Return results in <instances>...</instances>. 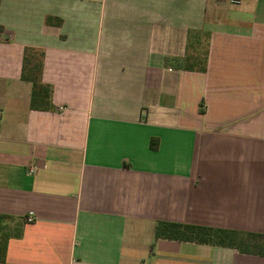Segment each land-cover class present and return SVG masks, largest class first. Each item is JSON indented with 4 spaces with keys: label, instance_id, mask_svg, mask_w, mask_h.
<instances>
[{
    "label": "crops",
    "instance_id": "obj_1",
    "mask_svg": "<svg viewBox=\"0 0 264 264\" xmlns=\"http://www.w3.org/2000/svg\"><path fill=\"white\" fill-rule=\"evenodd\" d=\"M0 24V214L23 220L2 264H264L154 238L264 233V0H0ZM189 30L204 72L173 65ZM25 46L55 111L28 107Z\"/></svg>",
    "mask_w": 264,
    "mask_h": 264
},
{
    "label": "trees",
    "instance_id": "obj_2",
    "mask_svg": "<svg viewBox=\"0 0 264 264\" xmlns=\"http://www.w3.org/2000/svg\"><path fill=\"white\" fill-rule=\"evenodd\" d=\"M50 19L47 17L46 21ZM3 32V26L0 24V37ZM187 50L188 54L180 60H175L173 65L187 71L204 72L208 55V33L189 30ZM43 62L42 50L25 46L20 78L31 86L29 109L55 111L57 108L51 99L52 87L42 80ZM156 146L157 139L151 138V149H155ZM22 225L23 220L0 214V264L5 261L9 239L21 236ZM154 238L227 247L239 253L264 257V233L261 232L159 220L154 227Z\"/></svg>",
    "mask_w": 264,
    "mask_h": 264
},
{
    "label": "built area",
    "instance_id": "obj_3",
    "mask_svg": "<svg viewBox=\"0 0 264 264\" xmlns=\"http://www.w3.org/2000/svg\"><path fill=\"white\" fill-rule=\"evenodd\" d=\"M232 1H235V0H232ZM34 169H35L34 166L31 167V168L28 170V173H29V174H32V173L34 172ZM27 221H32V218H31V217H28V218H27Z\"/></svg>",
    "mask_w": 264,
    "mask_h": 264
}]
</instances>
